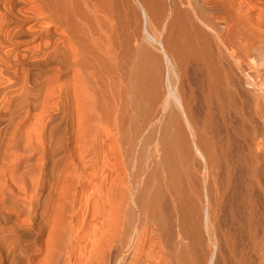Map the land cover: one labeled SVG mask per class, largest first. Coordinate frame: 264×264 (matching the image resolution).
Segmentation results:
<instances>
[{"label":"bare ground","instance_id":"obj_1","mask_svg":"<svg viewBox=\"0 0 264 264\" xmlns=\"http://www.w3.org/2000/svg\"><path fill=\"white\" fill-rule=\"evenodd\" d=\"M245 1L0 0V264H264Z\"/></svg>","mask_w":264,"mask_h":264},{"label":"rangeland","instance_id":"obj_2","mask_svg":"<svg viewBox=\"0 0 264 264\" xmlns=\"http://www.w3.org/2000/svg\"><path fill=\"white\" fill-rule=\"evenodd\" d=\"M261 1V2H260ZM245 6H244V8H243V10L242 11H245V12H248L249 13V15H251L250 17H248V18H250L249 19V22L251 21V19L252 18H254L255 16H256V14L259 12V10L263 7V4H264V0H247V1H245ZM244 13V12H243ZM251 13V14H250ZM253 16V17H252ZM256 18V17H255ZM90 224H93V222H89ZM196 254V253H195ZM194 253H193V256L192 255H190V257H194V258H190V259H192V260H190L189 259V262H188V264L190 263V264H199V262H198V257H197V254L195 255ZM196 257H197V259H196Z\"/></svg>","mask_w":264,"mask_h":264}]
</instances>
